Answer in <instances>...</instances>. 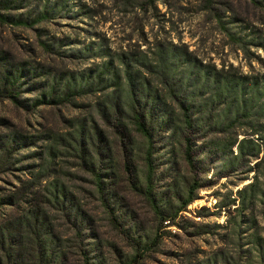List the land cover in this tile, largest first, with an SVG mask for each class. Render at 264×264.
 <instances>
[{
  "label": "rangeland",
  "instance_id": "374dc122",
  "mask_svg": "<svg viewBox=\"0 0 264 264\" xmlns=\"http://www.w3.org/2000/svg\"><path fill=\"white\" fill-rule=\"evenodd\" d=\"M6 77L17 101L0 96V264L10 245L12 264L58 252L53 264H264V0H0V89ZM128 96L155 98L151 118L168 122L152 142L155 203ZM125 231L144 249L134 262Z\"/></svg>",
  "mask_w": 264,
  "mask_h": 264
},
{
  "label": "trees",
  "instance_id": "16d2710c",
  "mask_svg": "<svg viewBox=\"0 0 264 264\" xmlns=\"http://www.w3.org/2000/svg\"><path fill=\"white\" fill-rule=\"evenodd\" d=\"M23 25L26 24L25 22L22 23ZM109 65L110 64H105L104 65V71H107V69L109 68ZM102 75V74H101ZM99 75V76H101ZM103 75H106V74H103ZM115 78L117 80H119V77L118 75L116 74L115 75ZM99 80H102V77H99ZM102 82V81H101ZM115 85H118V83H114ZM10 85V86H9ZM3 88L0 89V96L1 94H5V95H8V97L14 99L15 101H17V94L15 93V89H14V83H11L9 78L6 77L3 81ZM70 86V85H69ZM68 93H65L64 94V98L62 99L61 97L57 100V99H53L51 100V98H53V94H50L49 95V98L50 99H47V97H43L42 100H40L39 102H48V103H52V102H66L64 100H69L68 98H70V90L68 89L67 90ZM152 100V101H150ZM150 100H145V102L141 101V99L139 97H136L135 96L133 97V99L131 97L128 96V103H123L122 105V108L124 109H129L130 111V124L133 125L134 129L136 132H138L142 137H144V139L147 141V158H146V162H147V168H148V173H147V176H146V181H147V189L145 191V194L147 196L150 197L151 199V202H154L155 203V200L154 198H152V190H153V169H152V150H153V137H154V134L156 132V128L157 127H162L163 125H168V122H165V120H153L152 115V111L154 108H156L158 106V102L156 101L155 98L153 99H150ZM151 102V103H150ZM153 104L152 108H150V105ZM179 106H180V109L182 111V115H181V121H182V125H183V128L181 129L182 131V139H183V144L185 146V158L187 160V162L190 164V166H193L194 165V156H193V148H194V143L191 142V136H192V132H193V128H194V121L193 119L191 118L190 116V105L188 104H185V103H179ZM118 107V105H117ZM121 109H119L118 111H120ZM150 112V113H149ZM117 113V109L115 108L114 110V114ZM108 120V118H107ZM115 120L116 121H120L119 119L116 118V116L112 117L111 119H109L108 121H112ZM107 121V122H108ZM123 126H126V124H124ZM123 126H120L118 124L115 125V128H120V127H123ZM125 128V127H124ZM87 161V160H86ZM92 164V163H91ZM92 169H93V165H91ZM129 168V166L127 167ZM94 172V176H95V181H96V186H97V189H98V192L101 196V199L103 201V205L110 217V220L112 222V224L116 227H119L121 228V225L118 221V219L116 218L115 216V213L114 211L112 210L108 200L106 199V194H105V190H104V186L105 183H104V176L102 174H100L99 172ZM198 184L197 183H194L193 186H191V188L189 189L188 191V195L189 197L184 201L183 205H188L190 203V199H192V195L194 194V190L197 187ZM60 195H65L64 194V191L61 190V191H53L52 193V199L53 201H55V203L59 204L61 202V200L59 199V196ZM153 203V207L156 209L157 211V215H162L161 213V210L158 209V206L156 204ZM181 208H179L180 210ZM36 215V213L34 214V216ZM161 221L162 222H165L167 218H175V216H161ZM15 225H19V226H22L23 225V222L21 221V219H18V221L16 223H14ZM28 226L30 227H33L34 229H36V235L37 233L40 231V229L43 228V226H45V224H41L39 222V219H35L34 221L32 220V222H30L28 224ZM8 239L9 241H11L12 243L16 241V239H12L13 238V235L12 233L10 232V230H8ZM126 235L129 237V239L131 240V237L129 235L130 232L128 231H125ZM1 238V236H0ZM132 242L135 243V246L137 247L135 249L136 253L138 255H135L133 257V259L131 260V262H134V260L136 259H141V255H139L140 253L142 254V252H144V249L141 247V243L140 241H136L135 239H132L131 240ZM38 243V242H37ZM147 246V245H146ZM41 247V246H40ZM13 248H12V245L9 246V250H6L7 251V254H6V257L8 258V261L7 263L8 264H12V261L18 263L19 262V255H17L16 257H12V252ZM61 256H63L62 253L58 252L57 254H53V256L51 255L50 256V259L48 258V261H46L48 264H53L54 263V259L55 257L59 260L61 258ZM85 258H86V262L87 261V256L85 255ZM45 262V254L41 252V262ZM42 262V263H43ZM88 264V263H87ZM125 264H130V263H125Z\"/></svg>",
  "mask_w": 264,
  "mask_h": 264
}]
</instances>
